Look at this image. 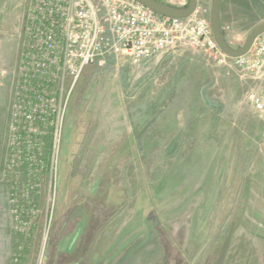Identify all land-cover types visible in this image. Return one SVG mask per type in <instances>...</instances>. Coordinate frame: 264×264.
Masks as SVG:
<instances>
[{"label": "rangeland", "instance_id": "374dc122", "mask_svg": "<svg viewBox=\"0 0 264 264\" xmlns=\"http://www.w3.org/2000/svg\"><path fill=\"white\" fill-rule=\"evenodd\" d=\"M196 1L211 24L214 0ZM27 6L0 0V264H264V107L248 100L264 103V66L190 49L111 59L66 84L60 117L15 135ZM219 13L239 50L264 0Z\"/></svg>", "mask_w": 264, "mask_h": 264}, {"label": "built area", "instance_id": "2783aa9c", "mask_svg": "<svg viewBox=\"0 0 264 264\" xmlns=\"http://www.w3.org/2000/svg\"><path fill=\"white\" fill-rule=\"evenodd\" d=\"M197 13L196 9L186 19L169 18L137 0H28L13 72L10 132L35 133L33 119L60 117L66 84L71 92L85 69L104 67L111 59L138 66L170 51L190 49L228 59L248 71L264 66V34L247 55L230 58L219 49L211 24ZM248 100L258 109L264 107L255 94ZM22 119H28V127L21 126Z\"/></svg>", "mask_w": 264, "mask_h": 264}, {"label": "water", "instance_id": "95a60500", "mask_svg": "<svg viewBox=\"0 0 264 264\" xmlns=\"http://www.w3.org/2000/svg\"><path fill=\"white\" fill-rule=\"evenodd\" d=\"M189 2L188 8L183 10L174 9L171 7H168L156 0H137L138 3H141L146 8L152 10L153 12L169 17V18H176V19H186L195 13L198 5V1L196 0H187ZM221 2L222 0H214L212 5V11L211 13V25L212 31L215 37V41L221 50L223 54L230 58H239L247 55L253 47L255 41L257 40L258 36H261L264 34V23L258 26L248 37V40L244 47L239 50H232L228 48V46L225 44L222 34V27L221 21H220V9H221Z\"/></svg>", "mask_w": 264, "mask_h": 264}, {"label": "crops", "instance_id": "0c3cea01", "mask_svg": "<svg viewBox=\"0 0 264 264\" xmlns=\"http://www.w3.org/2000/svg\"><path fill=\"white\" fill-rule=\"evenodd\" d=\"M23 19H25V17H23ZM23 19H22L21 21H22L23 26H24V21H23ZM19 53H20V52H18V57H19ZM17 64H18V60H17V63H16V68H17ZM16 68H15V70H16ZM15 70H14V71H15Z\"/></svg>", "mask_w": 264, "mask_h": 264}, {"label": "trees", "instance_id": "16d2710c", "mask_svg": "<svg viewBox=\"0 0 264 264\" xmlns=\"http://www.w3.org/2000/svg\"><path fill=\"white\" fill-rule=\"evenodd\" d=\"M156 1H158V0H156Z\"/></svg>", "mask_w": 264, "mask_h": 264}]
</instances>
